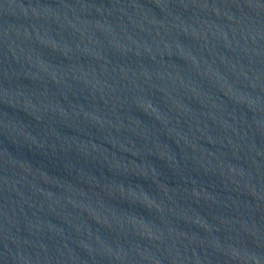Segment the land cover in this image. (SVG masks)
I'll use <instances>...</instances> for the list:
<instances>
[{
    "label": "water",
    "instance_id": "water-1",
    "mask_svg": "<svg viewBox=\"0 0 264 264\" xmlns=\"http://www.w3.org/2000/svg\"><path fill=\"white\" fill-rule=\"evenodd\" d=\"M0 264H264V0H0Z\"/></svg>",
    "mask_w": 264,
    "mask_h": 264
}]
</instances>
